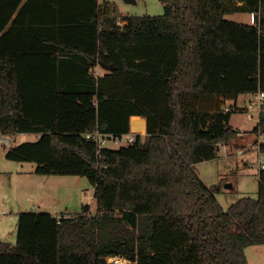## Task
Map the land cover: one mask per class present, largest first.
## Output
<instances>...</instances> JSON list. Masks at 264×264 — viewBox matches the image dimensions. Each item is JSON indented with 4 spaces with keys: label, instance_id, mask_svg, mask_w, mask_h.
Segmentation results:
<instances>
[{
    "label": "trees",
    "instance_id": "obj_1",
    "mask_svg": "<svg viewBox=\"0 0 264 264\" xmlns=\"http://www.w3.org/2000/svg\"><path fill=\"white\" fill-rule=\"evenodd\" d=\"M162 2L134 16L108 0H0V134L41 136L6 158L88 178L97 206L21 213L0 264H250L246 248L264 245V170L258 197L227 210L195 170L239 139L246 109L227 104L264 92V0ZM226 4L255 24L227 20ZM101 63L115 68L100 76ZM131 130L147 134L118 149L85 136Z\"/></svg>",
    "mask_w": 264,
    "mask_h": 264
},
{
    "label": "rangeland",
    "instance_id": "obj_2",
    "mask_svg": "<svg viewBox=\"0 0 264 264\" xmlns=\"http://www.w3.org/2000/svg\"><path fill=\"white\" fill-rule=\"evenodd\" d=\"M101 3L104 0H100ZM115 2L120 14L123 15H134V16H160L165 12V5L162 0H109ZM230 4H226L225 7L229 10ZM225 18L230 21L240 22L250 24L253 21V15L247 12L240 11H227ZM106 70H102L105 72ZM246 99L250 100L251 98L247 95ZM244 101L243 97L239 98V105H242ZM264 105V103H263ZM263 107V106H262ZM242 108V107H238ZM260 111L258 107H254L250 112L242 111L237 112L232 117V125L234 128L240 130L244 136H246V140L243 142L241 140H237L236 143L238 145L233 144L230 146L231 148L228 150L222 149L220 151L219 158L212 161H204L197 165L195 168L196 172L200 176V178L204 181V183L208 187H213L218 184H222L221 192L217 194V198L222 205V207L227 210L231 205L238 202L242 198H257L259 193V185H260V173L257 170L259 165V158L262 162H264V154L259 156L258 152H245L240 155H236V151L238 153L239 149H244L248 146V143L251 140L257 139V135L253 133L254 129L257 127L259 122ZM254 115V118L251 117ZM2 136L0 135V138ZM12 141V144L18 145L20 143L25 142H37L40 139L39 134H15L5 136ZM143 139L145 136H142ZM9 147H4L0 144V187L2 188V193H0L1 197H5L6 195V185L9 181V177L17 178V171H28L34 166L35 163L31 162H17L8 160L5 157V150ZM106 148L110 149H118L120 146L115 145L113 142L109 141L107 143ZM232 154L229 155V154ZM254 163L253 166L255 169L251 168L250 164ZM79 178L80 181H74L71 184V189L75 187L77 190L75 191V197L72 199L77 200L82 203L84 201L85 204L91 205L93 204L92 209L95 208V199H94V188L88 178L75 176ZM231 185V187L227 188V185ZM1 190V189H0ZM73 191V190H72ZM90 193H92L93 200L91 201ZM73 200V201H74ZM1 212L6 209L2 203H0ZM71 211V210H70ZM96 212V209L93 211ZM39 213V212H36ZM70 213H74L73 211ZM3 216V215H2ZM3 217H0V220ZM14 230L16 231V226L12 227L11 239L14 238ZM13 241L14 244L16 240H8ZM257 249L249 254V263L250 264H264V245H256ZM260 250H262V257L260 255Z\"/></svg>",
    "mask_w": 264,
    "mask_h": 264
},
{
    "label": "crops",
    "instance_id": "obj_3",
    "mask_svg": "<svg viewBox=\"0 0 264 264\" xmlns=\"http://www.w3.org/2000/svg\"><path fill=\"white\" fill-rule=\"evenodd\" d=\"M236 4L241 5V3H236ZM250 24H255V15H253V21ZM102 70L103 68L99 66L96 71L97 74L100 76L104 75L105 72H102ZM245 96L247 95L244 94L240 96L244 98L242 105H239V98H240L239 97L237 100L229 102L227 104V107L237 106V107L246 108L249 105V102H248V99L245 98ZM251 110L252 109L246 110V112H250ZM261 111H262V108L260 110V113ZM253 118H254V115H253ZM231 126L234 128V126L232 125V121H231ZM130 127H131V120H130ZM235 129H237V127ZM237 130L240 131L239 129ZM130 132L133 133L134 135H140V136H146L147 134V133L140 134L136 132L134 133L132 132V130ZM238 140H241L244 142L246 140V136H244L243 133H240ZM255 141H257L256 138L254 140H251L248 143V146ZM234 144L238 145V143L236 142ZM14 146H17V145L12 144L11 147H14ZM6 153H7V149L5 150V157H6ZM229 155L232 156L231 153ZM35 169H36V166H34L28 171H22V170L17 171L18 175L16 179H14L11 176L9 177V181L6 185V195L5 197H1L2 199L0 200V203L6 206V209L4 210L6 212H4V214L2 212L3 216L2 215L0 216V217H3L0 220V241L1 242L9 243L11 245H16L17 235H18L19 215L23 212H39V213L45 212V213H51L53 216H56V217L61 216L62 214H65L66 216H74L75 214H78L82 211V207L84 205H87L84 203V201L80 203L78 199L77 200L72 199V197H75L74 193L77 190V188L75 189V187H73L71 189V184L74 181H77L79 178H76L75 176L38 175V174H35ZM80 181L78 180V183ZM0 189H1L0 193H2V188L0 187ZM90 198L92 201L93 200L92 193H90ZM94 203H95V208L92 209L93 211L97 209L96 202ZM90 206L93 207V204L91 203ZM72 211L74 213H70ZM13 226H16V231L14 230L13 232L14 238L11 239L10 236L12 234L11 230ZM8 240H16V243L14 244L13 241L11 242ZM260 246H263V245H260ZM255 247L257 246L255 245V246H250L246 248V254H247L248 260H249V254L252 253L255 249H257ZM259 252H260L259 256L262 257V250H260Z\"/></svg>",
    "mask_w": 264,
    "mask_h": 264
},
{
    "label": "built area",
    "instance_id": "obj_4",
    "mask_svg": "<svg viewBox=\"0 0 264 264\" xmlns=\"http://www.w3.org/2000/svg\"><path fill=\"white\" fill-rule=\"evenodd\" d=\"M119 25H123V22L119 20ZM251 99L248 100L249 105L244 108L246 110L254 109V107H258L259 111L261 110L263 103H264V92H259L256 94H249L248 95ZM230 107H226V110H229ZM253 118V115H251ZM2 137L0 138V144L4 147H11L12 146V141L5 137V135L0 134ZM89 139H94L98 143V148L99 150H102L103 148H106L107 143L109 141L113 142L115 145H118L120 147L126 146V145H131L134 144L137 140V135H134L133 133L125 134V135H120V136H107L104 135L98 131L96 132H90L85 135ZM257 141L253 142L250 144L248 147L244 149H239L238 153L236 151V155L243 154L245 152H258L259 156H261V146L264 144V135H257ZM230 146H221V150H228L230 149ZM255 164L251 163L250 166L251 168L255 169L253 166ZM258 172L260 173L261 171L264 170V162H262L259 158V165L257 167ZM2 215L1 209H0V216ZM107 264H133V262L127 258L124 257H109L106 259Z\"/></svg>",
    "mask_w": 264,
    "mask_h": 264
},
{
    "label": "water",
    "instance_id": "obj_5",
    "mask_svg": "<svg viewBox=\"0 0 264 264\" xmlns=\"http://www.w3.org/2000/svg\"><path fill=\"white\" fill-rule=\"evenodd\" d=\"M131 1L134 2V0H131ZM101 66H102V68L104 70L109 71V72L113 71L114 68H115V66L113 64L112 65H109V64L101 63ZM226 187L229 188V187H231V185L229 184Z\"/></svg>",
    "mask_w": 264,
    "mask_h": 264
}]
</instances>
